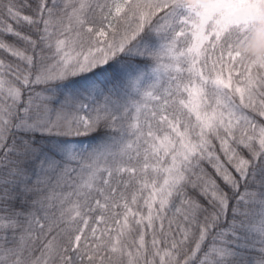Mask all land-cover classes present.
I'll list each match as a JSON object with an SVG mask.
<instances>
[{"label": "snow or ice", "instance_id": "snow-or-ice-1", "mask_svg": "<svg viewBox=\"0 0 264 264\" xmlns=\"http://www.w3.org/2000/svg\"><path fill=\"white\" fill-rule=\"evenodd\" d=\"M264 0H0V264H264Z\"/></svg>", "mask_w": 264, "mask_h": 264}, {"label": "clouds", "instance_id": "clouds-1", "mask_svg": "<svg viewBox=\"0 0 264 264\" xmlns=\"http://www.w3.org/2000/svg\"><path fill=\"white\" fill-rule=\"evenodd\" d=\"M183 2L191 5L194 0H183ZM238 50L249 60L264 59V19L257 21L256 30L250 34L247 42Z\"/></svg>", "mask_w": 264, "mask_h": 264}]
</instances>
